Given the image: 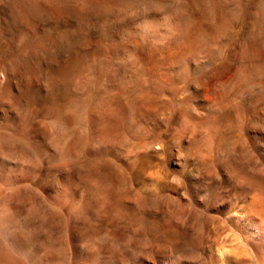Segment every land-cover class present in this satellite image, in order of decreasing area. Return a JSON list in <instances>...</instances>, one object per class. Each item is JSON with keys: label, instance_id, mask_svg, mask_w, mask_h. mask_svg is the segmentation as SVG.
Returning <instances> with one entry per match:
<instances>
[{"label": "rangeland", "instance_id": "1", "mask_svg": "<svg viewBox=\"0 0 264 264\" xmlns=\"http://www.w3.org/2000/svg\"><path fill=\"white\" fill-rule=\"evenodd\" d=\"M1 197L29 263L264 264V0H0Z\"/></svg>", "mask_w": 264, "mask_h": 264}, {"label": "bare ground", "instance_id": "2", "mask_svg": "<svg viewBox=\"0 0 264 264\" xmlns=\"http://www.w3.org/2000/svg\"><path fill=\"white\" fill-rule=\"evenodd\" d=\"M53 132V131H52ZM54 133V132H53ZM53 133H49L48 134V138H49V142L56 146V142H57V139L55 137V134ZM67 134V133H66ZM77 134V133H76ZM63 140V139H62ZM68 146V144H67ZM3 197V196H2ZM2 197L0 199H2ZM4 200H2L3 202ZM10 202V201H9ZM4 203V202H3ZM6 203V202H5ZM3 207V205H1V208ZM5 209V208H4ZM34 209V208H33ZM2 213V212H1ZM34 213V212H33ZM42 226V225H41ZM87 231V230H86ZM40 232V231H39ZM24 233V232H23ZM33 233V232H32ZM10 234H12L14 237H13V240L10 239L8 240V237L10 238L11 236H9ZM31 235V234H30ZM95 236V235H94ZM103 238V237H102ZM33 239V237L31 238V240ZM3 240H7L9 242V246H17V247H21L23 246L26 242H27V239L22 235V233L19 231H15L13 233H8L5 228L0 224V264H44L43 263V260L41 258H36L35 259V262L34 263H29L26 261V258L25 257H14L12 255H8L7 253L4 252V249L2 247V242ZM12 240V241H11ZM33 242V241H32ZM30 243V242H29ZM12 246V247H13ZM11 247V248H12ZM78 247V246H77ZM89 247V246H88ZM90 248V247H89ZM89 250V249H88ZM91 250V249H90ZM227 250V248H226ZM224 250V251H226ZM87 251V250H86ZM223 251V252H224ZM222 252V251H221ZM222 252V254H223ZM36 253V252H35ZM59 253V252H58ZM89 253V252H88ZM48 254V252H47ZM38 256V255H37ZM223 256V255H222ZM66 258V257H65ZM51 261V260H50ZM54 261V260H53ZM51 264V263H49Z\"/></svg>", "mask_w": 264, "mask_h": 264}]
</instances>
